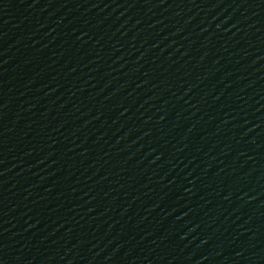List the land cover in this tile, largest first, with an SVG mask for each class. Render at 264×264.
<instances>
[{
  "label": "water",
  "instance_id": "1",
  "mask_svg": "<svg viewBox=\"0 0 264 264\" xmlns=\"http://www.w3.org/2000/svg\"><path fill=\"white\" fill-rule=\"evenodd\" d=\"M0 264H264V0H0Z\"/></svg>",
  "mask_w": 264,
  "mask_h": 264
}]
</instances>
